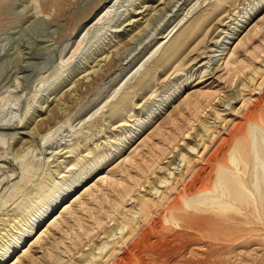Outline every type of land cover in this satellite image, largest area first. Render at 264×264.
Wrapping results in <instances>:
<instances>
[{
  "label": "rangeland",
  "instance_id": "rangeland-1",
  "mask_svg": "<svg viewBox=\"0 0 264 264\" xmlns=\"http://www.w3.org/2000/svg\"><path fill=\"white\" fill-rule=\"evenodd\" d=\"M97 4L96 10L104 5L102 0H0V240L6 242L0 260L9 258L19 239L30 241L31 229L41 221L42 228L61 204L78 192L81 195L82 187L94 185L103 174L119 182L138 181L131 194L135 200L148 196L150 181L166 175L164 168L178 148L196 137L199 123L195 114H188L171 145L164 139L174 138V133L161 132L160 138L153 135L157 127L186 97L201 90L221 97L235 94L221 128L232 124L236 113L229 109H239V83L252 70L233 82L234 74L227 72L223 59L231 49L244 62H252L248 52L258 45L264 47V0H118L106 22L90 29L85 28L88 19L76 31L74 14L85 18ZM247 37L252 38L250 43L245 42ZM241 40L244 44L237 46ZM178 44L167 59V50ZM261 56L255 62L258 68L264 61ZM174 58H179L176 63ZM159 59L162 64L155 63ZM150 69V81L141 83ZM78 84L82 87L74 94ZM65 95L66 104L60 105L58 113L59 99ZM110 109L121 118H112ZM42 119H47L42 132L33 145L28 144L27 135L37 130ZM217 122L215 126L220 125ZM166 128L170 130L171 125ZM230 128L228 124L225 129ZM188 131L186 139L183 133ZM147 145L161 156L158 166L146 174L133 169L130 176L122 173L129 164L121 162L138 146L141 151L133 156L143 152L144 162L142 157L135 159L144 168L150 165H145L150 161ZM173 168L177 176L181 174L179 159ZM147 177L152 179L145 181ZM44 186L46 190L60 186L61 191L54 201H43L31 214L37 202L34 196ZM108 186L86 195L84 204H76L64 215L19 264H95L103 258L121 237L118 229L114 238L113 229L119 224L111 219L130 214L137 202L129 198L121 202L118 192ZM11 197L14 200L9 202ZM118 202L123 204L116 207ZM19 211L22 214L15 219ZM258 229L264 236V228Z\"/></svg>",
  "mask_w": 264,
  "mask_h": 264
},
{
  "label": "bare ground",
  "instance_id": "bare-ground-1",
  "mask_svg": "<svg viewBox=\"0 0 264 264\" xmlns=\"http://www.w3.org/2000/svg\"><path fill=\"white\" fill-rule=\"evenodd\" d=\"M102 1L104 5L99 10H96L99 3L94 5V9L86 17L84 16L85 18H82L81 14H74L72 18L78 19L75 30H78L80 24L85 20L90 19L85 28L92 29L111 16L112 8L115 7L118 0ZM59 9L61 12V5ZM256 28L254 31L258 32V28ZM259 29L261 30V28ZM172 32L164 38V41L169 38ZM256 36L254 35V37ZM246 39L245 42L252 41L250 37ZM243 42L244 40H241L237 46L241 47ZM179 46L180 44L171 51L167 50L169 54L167 59L173 56ZM248 53L254 61L244 62V59L236 57L231 49L223 59V65L225 64L227 72L234 74L233 82L235 78H240L246 70H252L250 77L244 78L243 76L244 80L238 82L241 85L238 91V96L240 95L239 109L237 111L235 108L229 109L233 114L235 112L236 116L234 119H229V121L233 120L232 124L227 121L228 123L225 125L226 128L229 124L230 130L227 131L221 126L227 120L225 118L227 115L224 113L228 111L229 103L235 99V94L221 97L217 92L201 90L189 95L178 107L174 108L168 120H164L153 135L156 134L162 138L161 132H172L174 134L171 135L174 138L169 137L164 140L169 143L168 145L175 143L180 136L178 134L181 130L179 124L188 114L191 116L195 114L196 122L199 123L198 127L194 129L196 137L185 144V147L178 148L176 159L168 162V166L164 168L166 175H160L155 180L147 177L145 181L151 180L149 192L146 191L148 196L135 200L131 194L138 186V181L119 182L115 178L103 174L94 185L92 183L91 186L82 187L81 195L78 192L61 204L59 211L54 213L42 228H40L41 221L31 229L33 237L30 241H27V237L19 239L18 245L9 253V258L12 257V259L9 260L8 256L5 258L3 256L0 264H19L35 245L42 243L50 230L64 218V215L72 212L76 204L83 203V198L86 195L93 196L102 185H109L113 191L118 192L123 203L127 198L129 201L137 202L130 214H119L111 219V222L119 224L113 231L115 238L118 235L117 230L120 229V241L116 243L113 241V246L95 264H264V236L260 235L261 231L258 229L264 228V68L262 66L264 61L259 68L255 64L262 57L261 55H264V47L258 45ZM178 59L174 58L172 62L176 63ZM162 62L159 59L155 63L162 64ZM152 71L150 69L147 76L140 79L141 83L146 84L150 81ZM80 86V84L75 86L76 88L72 92L75 94L80 91ZM67 96L59 99L56 107L58 113L62 107L60 105L65 106ZM217 99H219L218 104H215ZM121 103L125 107L128 105L123 101ZM209 109V113H206ZM109 112H111L112 118H121L118 111L110 109ZM205 113L206 116L202 117ZM211 120L213 121L211 122ZM217 121H219V126H215ZM45 122L47 119L39 120L37 130L27 135L31 139L28 144H34L35 137L42 132L41 127ZM98 123L99 121H95V124ZM169 125H171V131L166 128ZM193 127L190 130H193ZM153 135L148 136L142 145L148 143L147 140L150 141L149 139H152ZM183 135H187L186 139L190 137L189 131ZM149 145L147 147L150 161L145 162V165L146 163H150V165H146L144 168L143 163L137 162L135 159L136 155L133 156L140 150L141 146H138L131 154L123 156L126 157L121 162L122 166L126 164L129 166L127 165L122 173L127 171L126 174L130 176L129 172L133 169L146 174L161 161V156ZM141 154L137 156L138 158L142 157L144 162L147 157L143 152ZM159 154H162V151ZM178 159L183 165V169L177 176L175 174L177 170L173 167ZM163 170L161 171L163 172ZM172 176L173 178H170ZM123 184L127 186L118 191L117 189ZM145 185L143 183V186ZM140 187L142 188V184ZM161 189L164 190L161 191ZM60 191V186L51 190H46V186L41 187L34 196L36 199L34 201L37 202L31 210V214L43 201L46 204L54 201ZM13 198H9V202L13 201ZM121 202L115 204L116 207L123 204ZM22 209L24 207L19 210ZM20 211L14 215L15 219H19L18 217L21 216ZM108 216L110 218L113 215L109 214ZM102 223L103 221L100 220L99 224ZM43 228L45 229L42 231ZM7 235L9 236V233ZM31 241L33 242L30 243ZM3 242L4 238L0 240V250L6 247V242ZM255 246H259L257 247L259 250L252 249ZM103 259L106 261L102 262ZM7 260L9 261L7 262ZM86 264H90V262Z\"/></svg>",
  "mask_w": 264,
  "mask_h": 264
}]
</instances>
